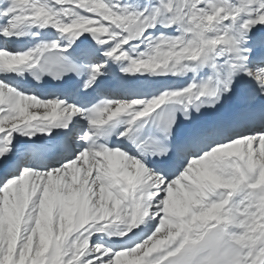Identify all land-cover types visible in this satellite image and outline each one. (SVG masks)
Wrapping results in <instances>:
<instances>
[{"label":"snow or ice","instance_id":"1","mask_svg":"<svg viewBox=\"0 0 264 264\" xmlns=\"http://www.w3.org/2000/svg\"><path fill=\"white\" fill-rule=\"evenodd\" d=\"M0 264H264V0H0Z\"/></svg>","mask_w":264,"mask_h":264}]
</instances>
